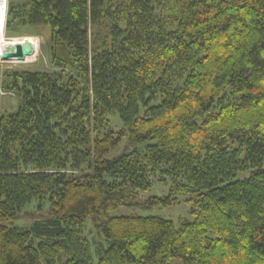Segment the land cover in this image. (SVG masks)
Instances as JSON below:
<instances>
[{"label": "trees", "instance_id": "16d2710c", "mask_svg": "<svg viewBox=\"0 0 264 264\" xmlns=\"http://www.w3.org/2000/svg\"><path fill=\"white\" fill-rule=\"evenodd\" d=\"M32 26L53 70L5 74L21 103L0 119V264H264V0H8L6 37ZM127 132L156 143L106 159ZM187 192L193 220L110 216ZM35 199L52 215L6 225Z\"/></svg>", "mask_w": 264, "mask_h": 264}, {"label": "rangeland", "instance_id": "374dc122", "mask_svg": "<svg viewBox=\"0 0 264 264\" xmlns=\"http://www.w3.org/2000/svg\"><path fill=\"white\" fill-rule=\"evenodd\" d=\"M14 2H22L25 0H13ZM29 31L21 33H12L9 38L15 37H33L36 41V51L33 57L28 62H21L15 60H2L0 55V119L3 114L18 110L21 97L16 90L8 91L3 88V84L11 80L13 77L5 76L7 72L11 71H23V70H53L50 59V41H51V28L49 26H32L29 27ZM111 123L107 125L106 131L110 128L116 132H119L123 128V124L119 117L118 112H112L110 114ZM118 135V134H117ZM150 143H156V140L144 142L131 141L129 132L122 136V139L116 144V146L105 156L106 159H114L122 154L130 153L133 151L143 152L147 145ZM232 147L238 146V144H232ZM91 168H88L86 172H91ZM249 176V172H240L237 174L236 179H243ZM169 179V183L164 181H155L153 186L149 189L141 191L139 194V200L141 202L150 200L152 197L165 198L170 195L172 182ZM197 192H187L178 195V202L175 204L159 203L150 207H143L137 203L121 205L120 207L111 210L110 216H127V215H139V216H158L168 220L174 221L176 224H180L182 221L193 220L192 208L194 201L197 199ZM52 207L50 200L35 199L28 203L18 213V216L10 221L6 222V225L10 227H27L30 228L38 219L47 218L52 215ZM85 234L92 243L94 250V260L96 263L99 261L97 255V248L101 246H108L105 240L104 234L99 228L97 222L92 216H89L85 221ZM173 264H183L181 259L172 260Z\"/></svg>", "mask_w": 264, "mask_h": 264}, {"label": "bare ground", "instance_id": "6f19581e", "mask_svg": "<svg viewBox=\"0 0 264 264\" xmlns=\"http://www.w3.org/2000/svg\"><path fill=\"white\" fill-rule=\"evenodd\" d=\"M7 4L8 0H6V6L5 9H1V16H0V55L2 56L5 52L11 51L15 48V45L17 43H20L22 45L29 44L33 52L31 55L26 56L25 60H19L18 58H13L12 60L15 61H21V62H28L33 57L35 51H36V41L33 37H15V38H9L10 40H7L6 34H5V23H6V15H7ZM1 8V4H0Z\"/></svg>", "mask_w": 264, "mask_h": 264}, {"label": "water", "instance_id": "95a60500", "mask_svg": "<svg viewBox=\"0 0 264 264\" xmlns=\"http://www.w3.org/2000/svg\"><path fill=\"white\" fill-rule=\"evenodd\" d=\"M1 9H5L6 6V0H0ZM1 16V14H0ZM33 52L32 47L29 44L22 45L20 43H17L15 45V48L11 51L5 52L2 56V60H12L13 58H18L19 60H25L26 56L31 55Z\"/></svg>", "mask_w": 264, "mask_h": 264}]
</instances>
